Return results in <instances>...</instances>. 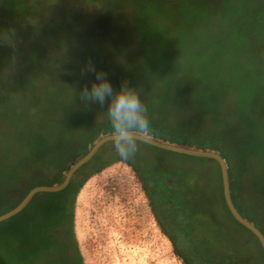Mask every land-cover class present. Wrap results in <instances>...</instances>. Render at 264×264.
I'll return each instance as SVG.
<instances>
[{
	"label": "rangeland",
	"instance_id": "obj_1",
	"mask_svg": "<svg viewBox=\"0 0 264 264\" xmlns=\"http://www.w3.org/2000/svg\"><path fill=\"white\" fill-rule=\"evenodd\" d=\"M5 1L0 0V207L16 198L20 186L12 180L17 182L27 171L25 158L20 159L26 147L15 135L47 127L52 102L59 97L54 94L63 80L82 74L89 61L96 70L117 67L122 73L146 61L177 73L181 67H209L232 79L231 85L242 86L247 62L260 54L259 46L223 40V33L236 29L240 15L249 16L254 7L256 13L264 12V0H39L23 21L13 17ZM196 56L208 60L201 64ZM252 78L247 81L254 82ZM240 108L244 128L262 149L244 157L240 179L242 205L253 211L264 171V94L260 91ZM197 189L199 204L208 202L215 218L226 222L212 197V184L200 180ZM57 200L38 196L24 213L0 226V264H21L22 244L36 248L41 243L50 216L45 217L40 206ZM73 233L82 264H179L132 174L119 164L90 177L80 188ZM245 240L262 264L254 245ZM47 250L53 255L40 264H63L56 245L50 243Z\"/></svg>",
	"mask_w": 264,
	"mask_h": 264
},
{
	"label": "trees",
	"instance_id": "obj_2",
	"mask_svg": "<svg viewBox=\"0 0 264 264\" xmlns=\"http://www.w3.org/2000/svg\"><path fill=\"white\" fill-rule=\"evenodd\" d=\"M38 1L6 0L5 3L13 17L23 21L30 16L32 6ZM255 10L254 7L249 16L241 14L242 21L236 29L230 28L223 33L225 37L222 35L226 41L260 47L258 59L246 64L248 68L242 74V86L231 85L232 79L225 80L223 73L209 67H181L182 71L185 70L182 74V71L177 73L167 66L146 61L145 65L131 73H122L117 67L103 72L114 90H119L122 81L137 89L147 109L150 138L184 148L214 152L223 159L235 210L264 237V171L261 169L263 179L258 186L253 211L242 205L240 184L244 157L252 153L257 155L262 150L250 129L244 128L243 119L239 116L243 104L254 101L260 91L264 94V12L256 13ZM216 42L221 43L220 40ZM206 58L208 60V56ZM206 58L196 56L201 64L206 62ZM250 71L254 72L255 79L253 74L250 76ZM249 78L254 82L247 81ZM63 82L64 86L54 94L59 97L52 102L51 117L45 120L47 127L14 137L26 147V151L20 153V159L25 158L28 166L25 175H21L17 182L16 178L12 180L15 184L19 183L18 194L14 200L0 207V215L15 207L33 187L58 185L70 165L84 156L96 140L110 134L104 114L107 104L103 108L96 103L85 104L79 96L81 86L90 87L95 82L94 75L91 72L86 75L80 73L72 81ZM137 145V153L127 161L120 159L112 142L103 145L72 176L62 191L36 194L20 213L0 223L1 226L20 216L38 196L58 198L51 204L44 201L40 206L45 217H50L40 233L39 247L26 243L19 248L21 264H40L44 257L53 255L47 250L50 243L59 248L63 264H82L73 233L75 198L90 177L115 164L124 166L132 174L159 233L169 243L171 254L179 264H260L245 239L254 245L264 264V255L257 240L226 210L221 196L219 170L214 161L177 155L138 141ZM23 176L28 180L21 182ZM200 180L212 184V197L226 222L215 218L211 204H199L196 191ZM62 237L66 239L65 243L60 239ZM35 249L39 251L35 252Z\"/></svg>",
	"mask_w": 264,
	"mask_h": 264
},
{
	"label": "clouds",
	"instance_id": "obj_3",
	"mask_svg": "<svg viewBox=\"0 0 264 264\" xmlns=\"http://www.w3.org/2000/svg\"><path fill=\"white\" fill-rule=\"evenodd\" d=\"M91 72L95 77L90 87L83 85L79 96L83 103H96L104 112L110 126V139L115 152L122 161L135 156L138 151L137 140L151 135L146 106L142 103L137 89L122 81L119 90H114L107 80V74L97 71L89 61L82 69V75Z\"/></svg>",
	"mask_w": 264,
	"mask_h": 264
},
{
	"label": "water",
	"instance_id": "obj_4",
	"mask_svg": "<svg viewBox=\"0 0 264 264\" xmlns=\"http://www.w3.org/2000/svg\"><path fill=\"white\" fill-rule=\"evenodd\" d=\"M137 141L145 145H148L150 147L156 148L158 150L174 153L177 155H183V156H188V157H193V158H202V159H208V160L214 161L217 164L218 170H219L221 196L223 199V203L226 207V210L228 211L231 218L238 225H240L242 228H244L245 230H247L254 236V238L257 240L260 246V249L264 255L263 235L258 231V229H256L253 226L252 223L248 222L246 219L242 218L238 214V212L235 210L231 202L230 194H229V183H228L226 165L223 159L217 153L210 152V151L197 150V149L184 148V147H180L177 145L166 144L160 141L153 140L150 137L140 138ZM110 142H111L110 134H107L106 136L101 137L100 139L96 140L84 156H82L80 159H78L72 165L69 166V168L66 170V172L63 175L62 181L58 185L33 187L25 194V196L20 200V202L15 207L5 212L4 214L0 215V223L20 213L36 194H40V193H51L52 194V193H57V192L62 191L68 185L72 176L83 165L88 163L103 145L110 143Z\"/></svg>",
	"mask_w": 264,
	"mask_h": 264
}]
</instances>
